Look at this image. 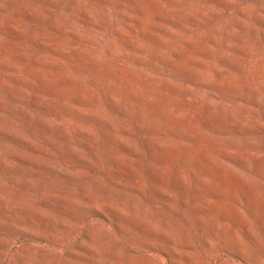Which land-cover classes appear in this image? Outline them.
<instances>
[{
  "label": "rangeland",
  "instance_id": "rangeland-1",
  "mask_svg": "<svg viewBox=\"0 0 264 264\" xmlns=\"http://www.w3.org/2000/svg\"><path fill=\"white\" fill-rule=\"evenodd\" d=\"M0 264H264V0H0Z\"/></svg>",
  "mask_w": 264,
  "mask_h": 264
}]
</instances>
